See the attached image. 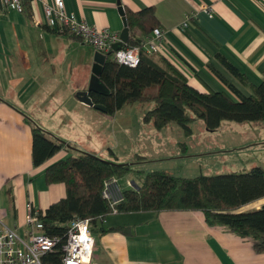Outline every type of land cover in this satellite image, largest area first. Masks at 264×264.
<instances>
[{
    "label": "crops",
    "instance_id": "0c3cea01",
    "mask_svg": "<svg viewBox=\"0 0 264 264\" xmlns=\"http://www.w3.org/2000/svg\"><path fill=\"white\" fill-rule=\"evenodd\" d=\"M119 1L124 10L154 7L163 30L158 55L199 91H226L237 99L213 67L242 94L250 93L216 59L217 53L250 83L264 79V0ZM63 2L65 11L79 21L119 34L123 29L117 0ZM87 46L92 47L48 26L40 1H31L29 12L0 8V229L25 234L27 205L44 212L65 196L63 183H44L46 167L73 152L96 154L92 134L105 127L102 122L115 126L122 109L109 115L79 100L88 87L85 71H90L96 51L92 47L90 54ZM29 120L72 149H61L34 166ZM142 156L145 160L136 164L140 169L149 159L164 160L155 152ZM102 225L132 229L129 235L92 233L95 243L87 264H264V254L254 251L251 239L225 226L207 225L199 211L111 213Z\"/></svg>",
    "mask_w": 264,
    "mask_h": 264
},
{
    "label": "trees",
    "instance_id": "16d2710c",
    "mask_svg": "<svg viewBox=\"0 0 264 264\" xmlns=\"http://www.w3.org/2000/svg\"><path fill=\"white\" fill-rule=\"evenodd\" d=\"M31 1L24 2L26 12L30 10ZM124 11L129 28L125 46L140 47V61L137 66L130 67L117 63L112 59V53H108L99 78L110 93L100 95L91 92L89 95L94 104L104 105L106 113L113 115L126 105L152 102L154 107L144 112L143 122L151 123L157 130L176 123L186 135L191 132L190 124L197 119L202 120L210 131L216 130L223 121H264V79L258 84L250 83L243 72L217 53L216 59L250 93L242 94L211 66L237 99L226 91L201 92L192 87L168 60L158 53L147 54L142 50L143 39L159 27L154 7L138 11L125 8ZM149 88L154 92L147 94L145 91ZM29 122L32 124L34 166L44 163L61 149H72L71 145L35 122ZM138 158L145 160L142 155ZM141 161L117 164L102 160L96 154L78 151L46 167L44 183H63L66 192L44 212L38 210L45 233L58 240L55 248L42 256V264H63L61 248L69 223L74 218L89 219L90 231L96 235L109 231L129 235L131 226L103 227L104 219L111 214V207L102 196V189L104 182L112 177L120 179L131 175L138 178L134 182L139 188L123 189V199L115 206L117 213L199 211L207 225L225 226L232 233L251 239L254 251L264 254V204L246 212H237L243 205L264 199L262 167L185 177L159 169L146 171L137 168L134 164Z\"/></svg>",
    "mask_w": 264,
    "mask_h": 264
},
{
    "label": "rangeland",
    "instance_id": "374dc122",
    "mask_svg": "<svg viewBox=\"0 0 264 264\" xmlns=\"http://www.w3.org/2000/svg\"><path fill=\"white\" fill-rule=\"evenodd\" d=\"M87 47L90 54L95 51ZM91 69L92 66L90 71H85L86 77L88 73L91 75ZM145 92L152 93L154 89ZM153 107L152 102L126 105L114 118V128L110 121L108 124L102 122L105 127L92 134L97 146L94 149L96 155L105 161L131 164L141 161L139 155L155 152L164 160L155 163L158 161L149 159L141 163L142 169L162 168L185 177L247 171L254 166L264 169V121H223L216 130L210 131L202 120L197 119L190 124L191 132L187 135L176 123L158 132L151 123L142 120L144 112ZM131 179L138 181L135 175L125 176L119 179V185L125 189L127 180ZM263 204L262 199L250 202L237 212H246Z\"/></svg>",
    "mask_w": 264,
    "mask_h": 264
},
{
    "label": "built area",
    "instance_id": "2783aa9c",
    "mask_svg": "<svg viewBox=\"0 0 264 264\" xmlns=\"http://www.w3.org/2000/svg\"><path fill=\"white\" fill-rule=\"evenodd\" d=\"M26 0H0L1 9L24 11ZM34 1V0H32ZM42 3L45 22L61 32L75 34L82 41L105 55L112 53V59L117 63L135 67L140 61V47H126L123 43L118 50L112 45L120 42V34L108 28L98 29L84 21H79L73 14L65 11L63 0H36ZM206 9V7H204ZM207 10V9H206ZM163 31L156 27L142 41V50L147 54L158 53ZM127 187H132L127 180ZM123 189L119 179L112 177L105 181L102 196L109 202L111 213H117L115 206L123 199ZM25 217V234L17 229L3 227L0 229V264H42L41 258L51 252L58 240L44 231L38 210L27 205ZM89 219L74 218L70 221L65 243L62 245L63 264H87L90 262L94 249V237L91 233Z\"/></svg>",
    "mask_w": 264,
    "mask_h": 264
},
{
    "label": "water",
    "instance_id": "95a60500",
    "mask_svg": "<svg viewBox=\"0 0 264 264\" xmlns=\"http://www.w3.org/2000/svg\"><path fill=\"white\" fill-rule=\"evenodd\" d=\"M117 6H118V11L119 14L122 17V22H123V29L120 32V38L121 41L114 43L112 45V49L113 50H118L123 43H127L128 39H129V28L127 26V21H126V16H125V11L123 9V7L120 4V1L117 0ZM107 58V55L99 52V51H95L94 52V57H93V65H92V69H91V75L89 78V83H88V87L86 89V91H83L81 93H79V100L82 101L83 103L87 104V105H91L93 106L95 109L106 112V107L102 104H94L92 101V98L90 97V93H96V94H100V95H108L110 93L109 89L104 85V83L101 82L99 76L103 67V64L105 62ZM131 186L134 189H138L139 186L132 181L131 182Z\"/></svg>",
    "mask_w": 264,
    "mask_h": 264
}]
</instances>
